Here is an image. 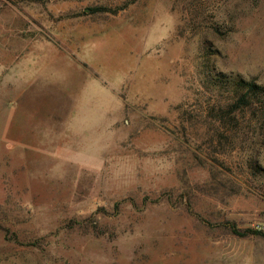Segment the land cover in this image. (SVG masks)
I'll return each mask as SVG.
<instances>
[{"label": "rangeland", "instance_id": "374dc122", "mask_svg": "<svg viewBox=\"0 0 264 264\" xmlns=\"http://www.w3.org/2000/svg\"><path fill=\"white\" fill-rule=\"evenodd\" d=\"M264 0H0V264H264Z\"/></svg>", "mask_w": 264, "mask_h": 264}, {"label": "trees", "instance_id": "16d2710c", "mask_svg": "<svg viewBox=\"0 0 264 264\" xmlns=\"http://www.w3.org/2000/svg\"><path fill=\"white\" fill-rule=\"evenodd\" d=\"M205 80L211 85L229 91V99L224 106L215 111L219 121L226 122L233 120L238 112L247 109L252 110L260 126L264 124V84L255 78H246L241 74L232 72H209ZM230 229L237 234L247 233L264 234L260 229L254 227L241 228L233 221H225Z\"/></svg>", "mask_w": 264, "mask_h": 264}]
</instances>
